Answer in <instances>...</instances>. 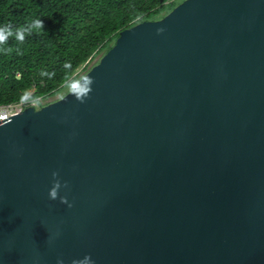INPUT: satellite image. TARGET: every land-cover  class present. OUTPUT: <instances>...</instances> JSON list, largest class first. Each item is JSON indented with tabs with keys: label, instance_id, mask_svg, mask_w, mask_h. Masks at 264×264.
Listing matches in <instances>:
<instances>
[{
	"label": "water",
	"instance_id": "95a60500",
	"mask_svg": "<svg viewBox=\"0 0 264 264\" xmlns=\"http://www.w3.org/2000/svg\"><path fill=\"white\" fill-rule=\"evenodd\" d=\"M89 80L0 121V264H264V0H184Z\"/></svg>",
	"mask_w": 264,
	"mask_h": 264
},
{
	"label": "trees",
	"instance_id": "16d2710c",
	"mask_svg": "<svg viewBox=\"0 0 264 264\" xmlns=\"http://www.w3.org/2000/svg\"><path fill=\"white\" fill-rule=\"evenodd\" d=\"M169 1L0 0V27L10 24L15 31L38 19L44 24L23 42L13 35L0 45V107L23 101V109L41 106L38 99L54 96L78 79L122 31L160 20L179 3Z\"/></svg>",
	"mask_w": 264,
	"mask_h": 264
},
{
	"label": "clouds",
	"instance_id": "9594fccd",
	"mask_svg": "<svg viewBox=\"0 0 264 264\" xmlns=\"http://www.w3.org/2000/svg\"><path fill=\"white\" fill-rule=\"evenodd\" d=\"M44 24L42 20H35L32 24L28 26H21L20 28L13 30L12 26L6 25L3 27H0V45H4L7 43L8 39L15 36L16 40L23 42L25 40L26 34H31L33 29H43ZM162 31V30H161ZM6 51H11V49H7ZM65 67H70V65L65 64ZM41 75H49L47 72H42ZM92 81H88V85L86 87H79L78 84L73 83L71 85L72 90L77 94V99H80L81 102L83 101V98L88 95V93L91 91L90 85ZM55 176L56 173H53ZM60 187L59 183H56V186L53 188V190L50 193V196L54 199L57 196V189ZM59 264H63V261H60ZM73 264H94V261H91L90 257H85L84 261H73Z\"/></svg>",
	"mask_w": 264,
	"mask_h": 264
},
{
	"label": "rangeland",
	"instance_id": "374dc122",
	"mask_svg": "<svg viewBox=\"0 0 264 264\" xmlns=\"http://www.w3.org/2000/svg\"><path fill=\"white\" fill-rule=\"evenodd\" d=\"M171 1H178V2H179L178 5H179V4L182 3L184 0H170L168 3H170ZM105 53H106V52L103 51V52L97 54V55H96V56L90 61V63L88 64V68H87V70H86V71L81 70V71L79 72V77H78V79H76L75 81H73L69 86L65 87L64 89H62L60 92H58V93L55 94L54 96H51V97L46 98V99H42V100L40 101L41 106L37 105L36 108L39 109V108H41L42 106L48 105V104H50V103H52V102H55V101H57V100L63 98V97H64L65 95H67L69 92H71V91H72V87H71V85H72L73 83H76V84H77L78 80H79L83 75H85V74H86L91 68H93L95 65H97V64L99 63L100 59L105 55ZM31 92H32V91H31ZM34 107H35V106H34Z\"/></svg>",
	"mask_w": 264,
	"mask_h": 264
},
{
	"label": "built area",
	"instance_id": "2783aa9c",
	"mask_svg": "<svg viewBox=\"0 0 264 264\" xmlns=\"http://www.w3.org/2000/svg\"><path fill=\"white\" fill-rule=\"evenodd\" d=\"M41 101L40 99H38ZM27 104L26 101H23L18 104H11L7 106H1L0 107V121H6L10 118H13L15 116H18L24 109L23 107Z\"/></svg>",
	"mask_w": 264,
	"mask_h": 264
}]
</instances>
